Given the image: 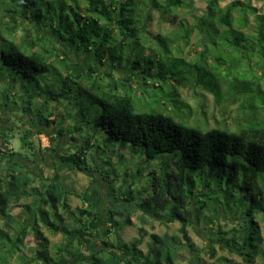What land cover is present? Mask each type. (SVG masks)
<instances>
[{"label": "trees", "instance_id": "obj_1", "mask_svg": "<svg viewBox=\"0 0 264 264\" xmlns=\"http://www.w3.org/2000/svg\"><path fill=\"white\" fill-rule=\"evenodd\" d=\"M8 1L15 14L30 21L38 30V42L70 45L78 51L90 53L100 66H109L110 69L104 74L98 69L100 67L93 65L84 73H76L67 57L55 55L53 48L44 53L32 51L39 45L33 42L31 50H28L0 34V84H7L0 91V108L16 105L11 97L27 93H31V99H44L46 104L66 100L74 105L72 98L77 93L78 83H86L90 104L98 105L101 112L93 121L88 120L81 109L75 113L76 119L82 116L83 120L81 123L76 120L69 132L72 136L87 135L75 151L58 155L63 163L82 172H92L88 155L92 149L99 153L96 136L101 137L103 142L122 141L139 147L148 161L164 154L173 156L167 160L169 171L152 172L150 179L139 181L140 186L133 183L127 187V180L124 181L126 185L120 186L117 203L109 211L110 221L105 234L106 238L114 233L117 236L112 243L103 240L104 249L100 251H90L83 240L84 236L95 235L94 222L102 216L99 207L91 204L86 196L77 195L87 206L72 209L70 193L59 180L37 176L22 162L9 164L4 169L5 173L0 175V264H9L14 258L20 259L21 264H136L142 259L148 264H177L183 250L194 248L189 236L190 227L197 221L212 224L214 214L234 210L241 215L240 231L231 237H228V232L220 231L223 235L219 239L220 247L248 263L254 262L257 257L264 260V248L254 221L256 215L264 216V121L258 117L264 106L259 109L254 107L257 112L251 114V120L238 132L218 127L203 131L178 122L170 115L137 112L133 100L135 95L127 89L119 91L120 86L126 88L118 72L126 71V64L130 65L128 73L131 75L146 74L148 78L159 77L163 81L169 79L168 73L152 75L150 68L142 69L138 59L133 61L127 57L126 63H123L115 52L140 42L141 33L147 31L156 16L161 21L159 25L181 23L177 10L185 5L193 7L194 0H84L86 9L81 8L80 0ZM205 2L206 11L195 18L197 25L194 21L193 27L200 26L209 38L210 30L223 33L226 38L220 44L221 51L228 55L231 49L239 50L242 60L255 65L252 60L255 57L249 53L257 52L258 47L264 50V18L257 15L250 4L240 0L224 8L220 0ZM236 14L238 17H235ZM250 15H255V25L250 24ZM247 29L257 35L246 34ZM158 32L154 35L155 39L166 35ZM190 32L192 34V30ZM204 51L209 52L207 47ZM226 54L214 56L217 66L227 71L240 70L243 65L240 64L241 59L231 57L228 61ZM54 56L56 61L52 60ZM203 61L210 64L207 60ZM255 63L258 70L262 68L259 87L263 91L264 61L263 64ZM193 70H199V66L196 65ZM143 78L149 84L148 79ZM170 80L174 81L173 78ZM17 87L19 95L17 92L9 93L10 89ZM31 107L32 102H29V110ZM43 111V108L34 112L24 110L34 120L54 124V121H49L54 113L50 112L48 118H43ZM30 133V130L24 132L20 139L29 151L35 147ZM63 134L64 131H58L59 137ZM12 138L14 136L10 132L0 131V145L5 148L4 152L0 148V158L19 154L13 151ZM176 153L179 155H174ZM108 174L102 176L112 180V171ZM116 177L120 178L121 174ZM209 205H212V213L205 215V211L210 210ZM16 207H22L17 215L14 214ZM140 210L155 217L170 216L169 222L181 225L178 233L152 234L146 254L140 248L143 229L140 230V238L131 243L122 242L121 233L133 225V217ZM28 221L32 223L26 226ZM141 221L143 224L148 222L144 217ZM248 227L254 233H247ZM42 228L54 235L62 234L65 242L51 249ZM29 235H33L39 245L32 258L22 253Z\"/></svg>", "mask_w": 264, "mask_h": 264}, {"label": "rangeland", "instance_id": "obj_2", "mask_svg": "<svg viewBox=\"0 0 264 264\" xmlns=\"http://www.w3.org/2000/svg\"><path fill=\"white\" fill-rule=\"evenodd\" d=\"M234 1L236 0H220V5L224 8ZM240 1L250 4L251 7L256 9L257 15L264 18V1ZM80 6L82 9H86L84 0H80ZM206 8L205 0H194L193 7L185 5V7L177 10L181 23L177 22L173 25L170 23L159 25L161 21L159 22L156 16V19L149 23L147 31L141 33V43L134 42L123 51H116L115 56L119 59L122 58L121 62L126 63L125 59L127 57L133 61L138 59L142 69L150 68L152 75L165 72L168 73L167 78H169L167 81H163L159 77L156 79L148 78L146 74L134 76L128 73V70L131 71V69H129L130 65L128 67L126 64L127 72L118 71L126 88L120 86L119 91H122V89L126 91L127 89L135 95L133 100L137 112H155L170 115L178 122L203 131L218 127L231 132H238L251 120V114L257 112L253 108L259 109L264 106V87L262 88L263 91L259 87L261 84L259 76L262 74V68L259 71L255 63L263 64L264 50L258 47L257 52L251 51L249 53L251 57L252 55L255 57L252 59L255 65H252L246 59L242 60V53L239 50H230L229 48L228 55L223 53L220 47V44L225 42L226 38L223 33L219 34L210 30L209 38L200 26L193 27L195 22L197 25L195 18L202 16ZM13 9L8 0H0V34L15 44L31 50L30 45L33 42H38V30L34 28L30 21L15 14ZM235 17H238V14ZM249 22L255 25V15L249 16ZM159 27L161 29H158ZM148 30L151 32H148ZM189 30H192V34L190 32L191 36L188 33ZM158 31L166 35L155 39L154 35L158 34ZM245 33L257 35L251 29H247ZM251 38L254 39L256 36H251ZM38 43L39 45L34 47L32 51L37 50L44 53L45 50H52L53 48L55 55L67 57L71 63V69L76 73H84L93 65L97 68L100 67L98 69H101L104 74L110 69L109 66H100L90 53L78 51L70 45L55 42L44 44L42 41ZM206 47L209 52L205 53ZM203 54H205L204 59L202 58ZM223 54H226L225 57L228 61L232 59L231 57L241 59L240 64H243L241 69L227 71L217 66L214 62V56ZM55 57L52 59L53 61H56ZM202 59L207 60L210 64L207 65ZM196 65L199 66V70H193ZM113 75L116 79L117 76ZM128 77L129 82L127 81ZM143 77L148 79L149 84L145 83ZM170 78H173L174 81ZM179 80L182 82L181 84L178 82ZM171 81L174 83L172 84ZM177 82L178 85H176ZM5 87H7V84L1 83L0 91L4 90ZM18 89V87L14 90L10 89L9 93L17 92L19 95ZM86 90V83H78L77 93L72 98L73 103L75 102L74 105H70L69 101L66 100L60 102L50 101L46 104L44 99H31V93L11 97V100L17 106L10 104L12 107L10 109L7 106L0 108V130H9L14 136L11 139V145L13 151L19 154L0 158V164H2L0 175L5 173L4 169L9 164V166H12L15 162H22L29 171L37 176L46 175L48 178H53L56 172L59 176L63 174L59 179L63 178L64 180L66 177L65 180L69 182L70 187L79 192L80 195L88 196L87 193L91 195L95 193L96 196L92 199L98 202L96 203L90 199V203L97 204L96 206L99 207L104 216L105 224H102L103 220L98 224H94L95 235L92 237L84 236L83 240L88 244L87 242L92 239L95 244L90 247L92 244L89 243L88 249L90 251H100L104 249L103 240L112 243L115 242L117 236L114 233V235L106 238V230H103V228L110 221L108 211L117 203V191L120 190V186L127 184L128 187L133 183L140 186L139 181L142 178L150 179L152 172L162 171L165 173L169 171L167 160L173 155L164 154L155 160L148 161L139 147H134L130 143L125 144L122 141L118 143L103 142L101 137L96 136L98 140L96 150L99 153L92 149L89 151L90 156L88 155L92 171L90 173L92 176L91 181H87L88 178L85 177L84 172L75 167L64 166L66 163H63L58 155L64 156L66 153L75 151L82 144V138L84 139L87 135V133H84V137L76 134L72 136L69 132L71 125L75 124L76 120H79L80 123L83 120L82 116L76 119L75 113L81 109L88 120L93 121L94 117L101 112L98 105L93 106L90 104ZM29 102H32L30 110ZM75 104L76 107H74ZM41 108L44 109L43 118H48L50 112L54 113L53 116L49 117V121H54V124H47L38 119L34 121L33 116L24 112V110L34 112V110ZM258 117L264 121V108L260 110ZM29 130L31 131L30 139L35 143V147L31 151L24 148L20 140L21 135ZM60 130L64 131L61 137L58 136ZM0 148L2 152L5 151L3 146L0 145ZM174 155H179V153ZM37 156H39V161L36 159ZM111 171L110 178L112 180H106L101 176V174L106 176ZM120 174L121 177L117 178L116 176ZM124 181H126V184H124ZM81 192L83 193L81 194ZM120 197L121 195H119ZM69 202L72 209L86 207V202L75 196H71ZM211 202L214 203V201ZM209 208L210 210L205 211V215L212 213V205H209ZM21 210L22 207H16L14 214H19ZM214 215H216L212 219L214 223L197 221L193 227L188 229L194 248L183 250L177 259V264H264L261 257H257L254 262L248 263L238 255L231 254L220 247L222 244L219 239L223 236L220 231L228 232V237H231L236 231H240L241 215L239 212L234 210L231 213H224L221 211ZM142 217L148 220L146 224L142 223ZM169 218L170 216L155 217L140 210L133 217V225L121 233V240L124 243H131L133 240L140 238V230L143 229V244L140 248L146 254L148 253V243L152 234L173 235L178 233L181 225L178 222H169ZM254 221L258 225L260 243L264 248V216L258 214L255 216ZM31 223V221L26 222V226ZM42 231L49 239L51 249L65 242L62 234L54 235L45 228H42ZM248 232H253L252 228L248 227ZM38 246L34 236L29 235L25 240L22 253L29 258L35 257ZM212 248L215 250L214 253H212ZM227 258L230 259V262L225 261ZM19 260L14 258L9 264H21ZM136 264L145 263L142 259Z\"/></svg>", "mask_w": 264, "mask_h": 264}, {"label": "crops", "instance_id": "obj_3", "mask_svg": "<svg viewBox=\"0 0 264 264\" xmlns=\"http://www.w3.org/2000/svg\"><path fill=\"white\" fill-rule=\"evenodd\" d=\"M8 108L10 109V108H12V107L9 106ZM34 121H35V120H34ZM0 131L10 132L9 130H6V129H1ZM24 159H27V158H24ZM36 159H38V161H39V156H37ZM64 166H68L69 168L74 167V166H71V165H68V164H64ZM81 172H82V171H81ZM98 172H99V171H98ZM84 173H85V174H84L85 177L88 178L87 181H88V182L91 181V180H92V176L90 175L91 172H84ZM62 175H63V174H60V176H62ZM38 176H39V175H38ZM60 176L57 175V172H56L55 175L53 176V178H51V177H50V178H51L52 180H55V181L59 180V183L62 184V185L67 189V191L70 193V195H69V200H70V197H71V196H73V197H74V196L77 197V195H80L79 192H77L76 190H73L72 187H70L69 182H67V180H65L66 177H65L64 180H63V178L59 179ZM101 176H102V174H101ZM44 177L47 178V179H50V178H48L46 175H45ZM80 190H81V189H80ZM82 190H83V189H82ZM82 193H83V192H81V194H82ZM92 194H93V195L87 193L88 196H86V198L89 199V200L92 199V198H95V196H96L95 193H92ZM92 200H93V199H92ZM93 201H95V200H93ZM93 201H91V202H93ZM95 202L97 203L98 201H95ZM94 205L96 206L97 204L94 203ZM86 206H87V205H86ZM108 214H109V211H108ZM101 215H102V216H101V219L95 221L94 224H96V223H97V224L100 223L101 220H103L102 224H105V223H104V221H105V220H104V216H103V214H101ZM108 223H109V222H108ZM108 223H107V224H108ZM107 228H108V227H104L103 230L105 229V230L107 231ZM91 240H92V239H90V240L87 242V243H88L87 245H89V243L92 244L90 247L94 246V244H95V243L93 242V240H92V241H91ZM144 263H145V264H148L146 261H144Z\"/></svg>", "mask_w": 264, "mask_h": 264}]
</instances>
